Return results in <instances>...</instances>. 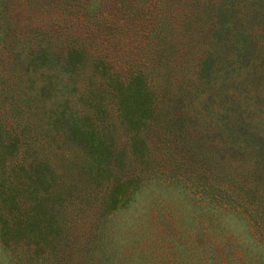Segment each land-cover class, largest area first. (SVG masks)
Masks as SVG:
<instances>
[{
	"label": "trees",
	"instance_id": "trees-1",
	"mask_svg": "<svg viewBox=\"0 0 264 264\" xmlns=\"http://www.w3.org/2000/svg\"><path fill=\"white\" fill-rule=\"evenodd\" d=\"M34 4L47 29L0 25L2 264H119L155 186L238 214L263 262L264 0Z\"/></svg>",
	"mask_w": 264,
	"mask_h": 264
},
{
	"label": "rangeland",
	"instance_id": "rangeland-1",
	"mask_svg": "<svg viewBox=\"0 0 264 264\" xmlns=\"http://www.w3.org/2000/svg\"><path fill=\"white\" fill-rule=\"evenodd\" d=\"M46 2L47 0H39ZM46 4V3H44ZM47 6V5H46ZM48 7V6H47ZM0 2V25L11 26L13 34H25L28 25L47 29L54 13L36 9L34 0H14L6 12ZM3 16L10 25H3ZM48 26V32H52ZM11 33L10 30L7 31ZM0 34L3 30L0 28ZM32 34V30L28 33ZM4 58V57H3ZM1 59V58H0ZM1 73L6 70L1 64ZM0 100V109L2 108ZM197 195V193H195ZM195 199V196H194ZM197 203V204H196ZM191 194L158 186L143 190L118 228L119 264H260L239 215H207ZM125 259L127 262H124ZM0 264L2 257L0 256ZM264 264V261L262 262Z\"/></svg>",
	"mask_w": 264,
	"mask_h": 264
}]
</instances>
